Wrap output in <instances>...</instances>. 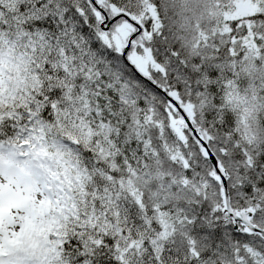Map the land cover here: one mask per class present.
Instances as JSON below:
<instances>
[{"label": "snow or ice", "instance_id": "snow-or-ice-1", "mask_svg": "<svg viewBox=\"0 0 264 264\" xmlns=\"http://www.w3.org/2000/svg\"><path fill=\"white\" fill-rule=\"evenodd\" d=\"M0 264H264V0H0Z\"/></svg>", "mask_w": 264, "mask_h": 264}]
</instances>
